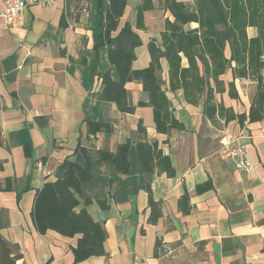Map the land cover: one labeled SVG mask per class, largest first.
Segmentation results:
<instances>
[{"label":"crops","instance_id":"0c3cea01","mask_svg":"<svg viewBox=\"0 0 264 264\" xmlns=\"http://www.w3.org/2000/svg\"><path fill=\"white\" fill-rule=\"evenodd\" d=\"M98 1L87 0L86 10L66 12L65 0L52 5L28 0L15 27L0 15V236L22 254L17 264H264V121L212 123L202 112L203 100L188 104L182 90H168L165 59L166 94L184 130L157 132L153 109L138 106L149 98L141 83L126 85L134 113H122L105 101L100 76L109 67V46L94 48ZM180 1L194 5V0ZM139 2L128 0L120 26L127 20L136 24ZM152 2L155 8L144 13L145 29L139 30L143 44L136 48L135 69L149 65L148 43L161 41L169 16L159 8L160 0ZM4 10L0 0V14ZM249 29L256 35L255 28ZM222 79L227 90L217 93L216 100L236 113H248L257 84L235 79L239 98L234 99L228 94L231 70ZM87 120L109 121L113 131L90 134ZM140 120L146 134L138 130ZM226 136L244 146L254 164L251 170H237L221 153ZM127 139L132 142L128 174L97 161L101 148L115 151ZM144 139L157 141L170 157L174 176L142 170L138 141ZM79 143L93 158L83 200H91L87 209L104 226L108 254L75 262L71 247L79 236L40 233L32 210L36 190L62 173L66 159L85 163L81 151L74 153ZM208 179L213 189L197 193V184ZM149 190L161 202L162 216L155 223L149 220ZM186 191L192 207L188 214L178 207ZM100 200L106 201L105 208Z\"/></svg>","mask_w":264,"mask_h":264},{"label":"trees","instance_id":"16d2710c","mask_svg":"<svg viewBox=\"0 0 264 264\" xmlns=\"http://www.w3.org/2000/svg\"><path fill=\"white\" fill-rule=\"evenodd\" d=\"M81 1L87 3V0H65V4L69 6L74 2L75 8L79 9ZM103 2L98 1L99 31L94 48L97 51L109 46V67L100 76L105 101L114 103L122 113H134L136 106L131 102L126 85L141 83L149 98L140 101L138 106L153 109L157 132L169 134L174 129L184 130L185 124L175 116V109L166 94V81L162 77V59H165L168 90L173 93L182 90L188 104L199 105L203 100L202 112L212 123L217 125L223 120L227 124L236 120L243 126L246 122L264 121V0H194L192 8L180 0H160L159 8L169 16L164 22L161 41L151 39L148 43L151 60L142 69H135L133 63L137 59L136 48L143 44L139 30L145 29L144 13L155 8L152 0H140L136 7V24L127 20L122 26L120 21L128 0H108L105 5ZM192 23L198 26L192 27ZM64 25H68L65 14ZM250 27L256 29V35H249ZM229 70L233 75V80L228 82L231 98H239L235 79L245 78L257 84L248 113H236L215 98L217 93L226 92L222 76ZM86 122L90 134L113 131L109 121ZM138 130L146 134L142 120ZM131 143V139H127L115 151L101 148L97 161L108 162L117 171L128 174ZM78 151L83 153L85 163L66 159L60 167L62 173L36 190L32 210L40 233L55 230L64 236H79L77 244L71 247L75 262L108 254L104 226L87 209L91 200H83L82 185L93 177V158L81 143L74 153ZM138 153L144 172L157 171L170 177L176 174L170 157L163 154L157 141H138ZM211 189V179L196 186L197 193ZM148 193L149 220L155 223L162 216L161 202L154 199L151 190ZM81 204L83 207L79 208ZM99 204L106 207L104 200ZM178 207L182 213H190L192 207L187 191L179 198ZM21 257L22 254L0 236V264H17Z\"/></svg>","mask_w":264,"mask_h":264},{"label":"built area","instance_id":"2783aa9c","mask_svg":"<svg viewBox=\"0 0 264 264\" xmlns=\"http://www.w3.org/2000/svg\"><path fill=\"white\" fill-rule=\"evenodd\" d=\"M39 1L46 5H52L55 2V0ZM4 2L5 10L0 15H2L6 19L8 25L13 27L18 26L22 19V12L28 5V0H4ZM65 7L67 12L75 8V3L73 2L69 6L66 3ZM81 8L82 10H86L87 3L85 1H81ZM221 153L232 162L233 166L237 170H251L254 167V164L247 157L244 146L241 144H235L234 140L230 136H226L223 139ZM39 169H41L43 173L48 175V172L44 168H42V166H39ZM163 251H167V248L163 249Z\"/></svg>","mask_w":264,"mask_h":264},{"label":"rangeland","instance_id":"374dc122","mask_svg":"<svg viewBox=\"0 0 264 264\" xmlns=\"http://www.w3.org/2000/svg\"><path fill=\"white\" fill-rule=\"evenodd\" d=\"M248 33H249L250 36H252V34H253V29H249V30H248Z\"/></svg>","mask_w":264,"mask_h":264}]
</instances>
